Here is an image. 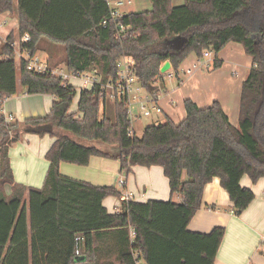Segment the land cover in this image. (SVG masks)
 <instances>
[{"label":"trees","instance_id":"16d2710c","mask_svg":"<svg viewBox=\"0 0 264 264\" xmlns=\"http://www.w3.org/2000/svg\"><path fill=\"white\" fill-rule=\"evenodd\" d=\"M152 10L125 14L118 23L128 27L116 39L106 0H0V15L16 14L18 36L37 54L44 41L66 48L72 71L96 72L103 82L116 80L123 56L135 61L137 81L151 95L159 92L161 67L170 61L177 74L192 54L216 57L231 43L241 45L252 59L243 83L239 126L231 124L220 103L200 108L185 101L186 118L168 119L130 136L128 100H111L100 86L80 89L78 110L71 113L75 86L29 72L16 62L11 34L0 48V264H215L226 229L208 234L189 229L203 208V193L215 178L229 194L236 215L255 199L241 185L244 176L256 184L264 178V0H150ZM107 23L106 27L104 24ZM187 38L175 50L172 41ZM43 48V47H42ZM21 86L30 95L56 98L51 113L24 125L8 122L6 100ZM52 126L54 143L43 188L15 181L10 148L27 129ZM100 145L117 149L106 153ZM92 157L117 160L122 170L162 167L172 196L180 202L146 203L122 198V210L110 214L104 201L121 199L115 187H98L61 175L62 163L87 166ZM12 187L7 195L5 187ZM28 195V201L25 197ZM82 238L76 255L77 239Z\"/></svg>","mask_w":264,"mask_h":264},{"label":"crops","instance_id":"0c3cea01","mask_svg":"<svg viewBox=\"0 0 264 264\" xmlns=\"http://www.w3.org/2000/svg\"><path fill=\"white\" fill-rule=\"evenodd\" d=\"M0 18V43H5L11 34L16 36L17 41L19 37L18 16L5 13L0 15ZM9 24H11L10 27ZM217 58L223 63L219 69L213 67L216 59L213 55L205 62L208 64L207 69L200 67L188 74V69L201 62L195 54H192L181 65L177 74L174 73L171 65L170 73L174 75L173 77H169L167 73L162 74L163 79L157 84L158 93L151 95L142 89L140 95L136 96L137 101L153 100L163 112H153L151 116L145 117L141 112L139 102H134V105L139 108L132 120L135 135L137 129L134 124L140 119L156 115L157 118L152 125L161 123L162 116L175 123L183 121L186 118V100L193 101L200 108H208L216 102L220 103L229 116L231 124L238 127L243 83L251 71L252 59L241 45L235 43L227 45ZM166 79H170L168 84ZM176 79L177 84H175ZM161 83H163L162 89L159 87ZM55 102L56 98L52 95H30L19 86L17 94L6 100L4 114L6 119L13 118L9 122L24 125L29 120L47 117ZM77 110L78 104L76 112ZM149 126L151 124H145L143 133ZM26 131L28 132L27 128ZM53 143L54 139L49 134L45 136L24 134L21 141L11 146V166L17 183L27 188H43L49 169L46 154ZM99 148L111 155L118 153L117 149L110 148V146L100 145ZM60 173L65 177L94 186L115 187L122 197L121 199L110 197L104 201V206L110 214H116L122 210V198L141 203L151 200L181 201V197L172 196L169 180L163 168L158 166L150 168L135 166L127 172L122 170L117 160L92 157L87 166L62 163ZM121 177L125 179L124 186L119 183ZM241 185L251 189L255 194V199L240 216L235 214L229 194L222 188L220 180L215 178L204 190L203 208L189 225L191 231L205 234L210 233L216 227L226 229L215 264H264V178L254 184L249 176H244ZM11 190L10 185L5 187L7 195L11 194ZM127 196H131V199ZM25 199L28 201V195Z\"/></svg>","mask_w":264,"mask_h":264},{"label":"built area","instance_id":"2783aa9c","mask_svg":"<svg viewBox=\"0 0 264 264\" xmlns=\"http://www.w3.org/2000/svg\"><path fill=\"white\" fill-rule=\"evenodd\" d=\"M132 0H106V4L109 10L110 20L116 22V39L122 40L128 27L124 26L118 21L124 16L121 9L126 5H131ZM107 23L104 24L106 27ZM31 41L30 35L26 34L24 36L18 37L11 47L14 49L16 62L18 65L21 63L25 64L26 69L37 75H47L59 79L64 86L71 85L75 86L77 89H91L95 86H100L106 92V95L111 100L127 99L128 100V113L131 121L134 119V113L132 112V106L134 102L137 101V93H140L142 88L140 87L137 77H136V67L135 61L132 57L123 55L117 62V78L116 80H109L107 83L103 82V78L96 72H78L72 71L67 67L66 63L62 64H52L50 62H45L37 54H34L26 45ZM206 56H213V53H206ZM208 66V64L198 63L194 64L192 68L187 70L188 74L193 73V71L199 69L203 66ZM169 77L174 75L167 72ZM140 104V109L145 117L151 116L153 112L162 113L161 107L156 104L153 100L137 101ZM148 103L150 105L148 106ZM13 118L9 117L7 121H12ZM130 136H133L134 129L131 127L128 131ZM121 186L125 185L124 177L119 179ZM131 196H127L128 199ZM83 239H77V249L76 255L81 253V244ZM137 264H144L139 261Z\"/></svg>","mask_w":264,"mask_h":264},{"label":"rangeland","instance_id":"374dc122","mask_svg":"<svg viewBox=\"0 0 264 264\" xmlns=\"http://www.w3.org/2000/svg\"><path fill=\"white\" fill-rule=\"evenodd\" d=\"M132 2H133V4L126 5L121 9L122 13L129 14V13H136V12H144V11H150L153 8L150 0H132ZM184 3H185L184 0H173V4L175 7L182 6V5H184ZM0 22H1V18H0ZM10 26H11V24H9V27ZM1 46H2V42L0 43V48H1ZM37 55L39 56V58H41L45 62H51L52 64H62V63H65L64 60L66 58V48L64 46H60V45L52 44L48 41H44V43L42 44ZM206 57L207 58H205V59L204 58L201 59L200 63L207 64L205 62L208 59H210L211 56H206ZM203 67H204V69L208 68L207 65L203 66ZM203 67L201 69H203ZM169 80L170 79H166L167 84L169 83ZM177 82H178V80L176 79L175 84H177ZM159 87H160V89H162L163 83H161ZM139 95H140V93H137L136 95H133V96L138 97ZM79 99H80V89L77 90V95L73 101V104L71 107V112H76V108H77V104L79 102ZM138 110H139V108H137L135 105L132 106V112L134 113V115L137 114ZM156 118H157L156 115H154L153 117H150V118L140 119V121L135 123L134 127L137 129L136 136L141 137L143 135V128H144L145 124H151L152 125V122ZM161 120H162L161 123H165L167 121L165 116H162ZM25 134H28L30 136L34 135V133H31V132H27Z\"/></svg>","mask_w":264,"mask_h":264},{"label":"water","instance_id":"95a60500","mask_svg":"<svg viewBox=\"0 0 264 264\" xmlns=\"http://www.w3.org/2000/svg\"><path fill=\"white\" fill-rule=\"evenodd\" d=\"M188 43L187 38H177L174 41H172L173 48L175 50H181L186 44ZM171 62L167 61L162 67H161V74H166L171 69ZM40 131H46L48 133L53 132L52 126H41L38 128L28 129V132H40Z\"/></svg>","mask_w":264,"mask_h":264}]
</instances>
